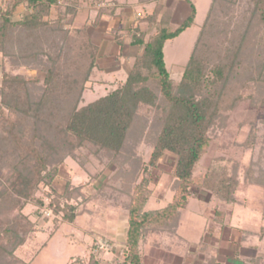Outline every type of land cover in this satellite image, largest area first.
<instances>
[{
    "label": "trees",
    "instance_id": "trees-1",
    "mask_svg": "<svg viewBox=\"0 0 264 264\" xmlns=\"http://www.w3.org/2000/svg\"><path fill=\"white\" fill-rule=\"evenodd\" d=\"M251 1L254 12L259 15L258 20L264 24V0ZM6 2L4 7L0 5L1 58H12L8 54L11 49L19 54L13 56L12 60H29L31 68H41L45 74L39 91L31 94L23 77L12 75L5 69L1 73V98L7 95L4 93L6 89L12 98L7 103L4 101V106L20 120L17 124L8 120V128L4 136H0V153L8 152V146L27 153L19 166H14L12 170L15 176L11 190L20 198H28L36 185L50 182L65 157L75 158L83 166L88 160L84 154L73 153L78 150L97 158L104 167L113 162L116 166L114 172L123 178L120 183L128 195L127 202L123 204L127 214L124 262L139 264V241L143 235L158 229L170 234L175 232L180 210L185 207L193 186L195 165L209 145L208 130L220 110L222 113L225 100L233 98V102L238 103L242 97L251 96V99L255 97L264 105V56L253 75L250 70L247 81L242 85L237 84L233 72L236 62L231 58L233 52L227 51L221 55L212 52L211 47L213 38L221 43V40H225L220 28V12L227 10L226 5L229 7L230 4H225L224 0H212L181 78L178 81L171 79L165 67L163 47L167 41L175 39L194 24L195 8L192 0H186L191 12L179 26L170 29L161 22L147 40L142 35L136 37L133 43L141 52L129 67L125 81L104 97L78 109L82 92L97 68V48L85 27L80 28V37L74 39L72 44L62 45L60 43H67L69 35L68 30H63L66 22L59 21L60 17L56 22L49 20L52 11L61 9L60 5L64 4L61 0ZM20 5L29 10V16L15 20L13 16ZM69 23L70 20L67 21ZM14 30L23 33L20 40L12 36L11 31ZM59 33L62 35L60 39H51ZM225 42L229 46L234 44L229 39V43L227 40ZM56 43L60 46L57 47ZM54 48L58 54L73 53L72 59L78 61L80 68L74 70L72 75L62 72L65 67L60 65L58 68L59 57H52ZM32 84L39 82L35 80ZM70 96H75L72 107L62 113L58 108L64 110ZM151 113L155 117L150 125L155 138L149 161L144 164L135 155V146L141 140L139 125L147 123ZM1 115L3 117V112ZM165 154L177 157L175 183L171 187L172 200L162 209L145 211L152 193L146 173L149 167L154 170ZM0 165H3L2 162ZM124 165L126 168H123ZM104 167L94 177H98ZM68 187L66 184L65 193ZM234 188V184L223 185L217 189L219 194L216 196L231 204L234 202ZM8 190V187H1L0 200L4 201ZM37 204L39 207L42 205L40 200H37ZM55 204L51 206L50 203L49 208L56 215L61 214L64 223L71 224L82 214L76 206L60 207L56 201ZM25 227L14 221L0 230V264H24L15 259L14 253L25 242ZM88 264H98V260L91 254Z\"/></svg>",
    "mask_w": 264,
    "mask_h": 264
},
{
    "label": "rangeland",
    "instance_id": "rangeland-1",
    "mask_svg": "<svg viewBox=\"0 0 264 264\" xmlns=\"http://www.w3.org/2000/svg\"><path fill=\"white\" fill-rule=\"evenodd\" d=\"M6 1L0 0L1 7L6 5ZM224 2L230 6L226 5L227 10L224 9L220 12L222 14L220 15L222 37L227 42L228 39L231 40L234 44L229 46L225 40H221L223 41L221 43L213 38L212 52L221 55H225L227 51L233 52L231 58L236 62L233 69L234 80L237 84L240 85L241 83L242 85L249 78L248 72L251 70L253 75L259 63L261 65L263 62L264 24L258 20L259 15L254 12L255 9L251 0H224ZM209 3L210 0H199V8L193 27L166 43L164 63L171 79L175 81L181 78L192 44L206 16ZM18 10L22 11L20 19H26L23 17H27V11L21 7ZM64 10L56 9V12L50 14L49 20L56 22L60 17L59 21L64 20L66 22L63 30L69 31L67 43H59L68 46L72 44L74 39L80 37V28H73L72 15L75 12H64ZM68 20H70L69 24H67ZM176 25L166 26L174 29ZM11 34L20 40L23 33L14 30L11 31ZM59 36L62 35L59 33L58 36H52L51 39H58ZM59 43H56L57 47L60 46ZM51 53L53 58L59 57V60L57 59L59 61L58 68L60 65H64L65 68L62 72L65 74L72 75L74 70L80 68L78 61L75 62L72 59L73 53L71 55L68 52L58 54L56 48ZM8 54L12 58L19 56V54L13 53L11 49ZM12 58L3 60L0 56V82L2 70L5 69L12 75L23 77L28 83L27 88L31 94L38 92L45 77L43 70L38 67L31 68L29 60H12ZM11 60L14 66L11 64ZM127 63L128 60L126 59L125 65L118 73L114 72L117 71L115 68L119 67L116 65L106 68V73L94 69V74L82 92L78 109L104 97L124 82L126 72L130 67V64ZM108 71L113 74H107ZM35 80L39 84H32ZM236 90L239 91V89ZM4 93L7 94L4 95V99L0 95V112H3V117L8 119L5 120L0 113V136H4L9 125L8 120L15 124L20 120L19 116L4 106V101L7 103L12 99L8 95L7 89L4 90ZM33 98L34 95L31 96L32 100ZM241 99L238 103L233 102V98L230 101L225 100L222 105V113L220 110V114L214 119L208 130L209 145L194 168L193 186L190 188L189 196L200 199L198 200V207L207 218L210 217L211 206L216 204V208H218L219 204L225 203L216 194H219L217 192L219 187L228 184H234L233 196L238 191L237 196L239 197L244 196L251 186L259 188L258 198L263 202L264 218V105H261L255 97L251 99V96H246ZM74 100L75 96H70L67 101L68 105H65L66 108L64 110L58 108V110H61L62 113L68 112ZM154 120L155 117L151 113L148 115L147 123L139 125L141 127V140L135 146V155L144 164L149 161L153 150L155 132L150 125ZM8 147V152L0 153V156L3 155L0 157V162L3 164L0 165V189L4 186L9 188L4 201L0 200V230L14 221L20 226L26 225L25 242L16 249L15 259L24 264H88L89 256L92 254L97 260H100L105 253L96 254L93 250V244L100 238L108 240L104 236L107 235V230L113 227L116 214L125 211L123 204L128 200L125 188L120 183L123 178L114 172L116 169L114 163L111 162L104 167L103 164H99L97 158L80 149L81 151L78 150L73 153L85 155L88 161L83 166L75 158L65 157L64 162L60 164L57 173L50 182L47 179L48 183L43 182L36 185V188L30 192V196L24 199L11 190V183L13 176H15L12 172L14 166H19L20 160L26 158L27 153L24 154L12 146ZM176 161L177 157L165 154L161 157L156 168L153 170L149 167L146 173L150 180L149 189H153L154 196L158 195L161 198V195L168 192L167 198L160 202V206H165L171 200L172 195L169 193V189L172 190L171 187L175 183L174 167ZM30 164L32 165V162ZM101 167H104L102 173L98 177H94ZM123 168H126V165ZM48 169L49 167H47ZM66 184L69 187L65 193ZM37 200L41 201V207L38 206ZM153 200L154 198L151 197L145 207L149 205L152 208L158 207L157 202ZM55 201L60 207L76 206L77 211L82 214L75 219L73 224L64 223L62 215L59 213L56 215L52 212L51 217H43L41 210L45 205L49 207L50 203L51 206L56 205ZM205 201L212 202V205H207ZM213 211L216 210L213 209ZM239 214L250 216V212L247 210L240 211ZM263 231L264 223L262 233ZM108 241L113 248V243Z\"/></svg>",
    "mask_w": 264,
    "mask_h": 264
},
{
    "label": "crops",
    "instance_id": "crops-1",
    "mask_svg": "<svg viewBox=\"0 0 264 264\" xmlns=\"http://www.w3.org/2000/svg\"><path fill=\"white\" fill-rule=\"evenodd\" d=\"M61 1L64 3L60 5L61 11L69 8V11L64 12H75L72 16L73 28L85 27L92 44L97 48L96 69L104 73L111 65L119 66L115 68L117 71H114L118 73L125 65L126 59L127 64H133L141 52L133 43L136 37L142 35L144 40H147L160 27L161 22L169 26L177 24V27L191 12L186 0ZM211 2L212 0L208 9ZM192 3L196 20L199 0H192ZM20 7L27 11L28 17L29 10L24 5L18 8ZM18 8L13 16L15 20H20L21 17L22 11ZM166 43L163 47L164 61ZM109 73L112 72L108 71L107 74ZM259 192V188L251 186L244 196L239 197V192L236 191L233 203H222L218 208L216 204L211 206L208 218L198 207L200 199L189 196L185 207L180 210L174 233L158 229L142 236L139 241V264H264L263 202L258 198ZM167 193L161 195V198L152 193L145 206L151 197L159 205L167 198ZM169 193L173 197L171 189ZM171 200L165 206L144 207L145 211L162 209ZM244 210L249 211L250 216L239 214ZM114 220L113 227L108 229L107 235L104 236L113 243V249L103 254L98 264H127L123 256L127 228L126 211L116 214Z\"/></svg>",
    "mask_w": 264,
    "mask_h": 264
},
{
    "label": "built area",
    "instance_id": "built-area-1",
    "mask_svg": "<svg viewBox=\"0 0 264 264\" xmlns=\"http://www.w3.org/2000/svg\"><path fill=\"white\" fill-rule=\"evenodd\" d=\"M43 217L49 218L52 216V210L45 205L44 208L41 210ZM93 250L97 254L101 253H109L112 251V244L108 240L98 239L93 244Z\"/></svg>",
    "mask_w": 264,
    "mask_h": 264
}]
</instances>
